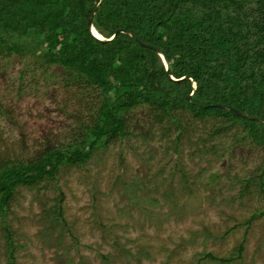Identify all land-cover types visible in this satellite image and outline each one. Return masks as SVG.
<instances>
[{
  "label": "rangeland",
  "instance_id": "374dc122",
  "mask_svg": "<svg viewBox=\"0 0 264 264\" xmlns=\"http://www.w3.org/2000/svg\"><path fill=\"white\" fill-rule=\"evenodd\" d=\"M99 104L98 90L67 83L61 67L0 54V162L79 141ZM250 121L133 109L126 138L15 189L0 218V264H264V148ZM62 196L70 226L52 232L43 206Z\"/></svg>",
  "mask_w": 264,
  "mask_h": 264
},
{
  "label": "trees",
  "instance_id": "16d2710c",
  "mask_svg": "<svg viewBox=\"0 0 264 264\" xmlns=\"http://www.w3.org/2000/svg\"><path fill=\"white\" fill-rule=\"evenodd\" d=\"M100 1L0 0V54L32 55L41 64L61 67L67 83L100 94L96 119L79 141L26 162H0V218L18 187L33 190L61 168L84 166L98 148L126 138L127 113L137 107L184 110L196 119L215 115L228 119L229 127L243 117L218 105L264 119V0H103L96 10ZM95 10L93 24L105 40L120 29L132 35L98 41L88 25ZM155 49L169 61V74ZM186 76L197 84L191 100L194 86L181 80ZM201 111L217 114L201 117ZM171 120L180 126L177 117ZM250 123L260 134L249 135L264 148V122ZM218 178L213 173L210 181ZM64 199L43 206L42 220L51 223L52 232L69 229ZM14 244L9 242L12 249ZM243 251L241 246L239 258ZM206 257L225 262L214 253Z\"/></svg>",
  "mask_w": 264,
  "mask_h": 264
},
{
  "label": "water",
  "instance_id": "95a60500",
  "mask_svg": "<svg viewBox=\"0 0 264 264\" xmlns=\"http://www.w3.org/2000/svg\"><path fill=\"white\" fill-rule=\"evenodd\" d=\"M102 2H103V0L100 1V3L98 4V6L96 7V10L101 6ZM96 10H95V12H93V14H92V16H91V18H90V20H89V22H88V25H89V30H90L91 34H92V35H93L98 41L103 42V43H112V42L117 38V36H118L120 33H126V34H128V35H130V36L132 35V33H130L129 31L120 29V30H118V31L115 33V35L113 36V38H111V39H109V40H105L102 36H101L102 38H101V37H98V35H96V34L94 33V24H93V19H94V15L96 14ZM141 43H142V42H141ZM144 45H146V46H150V45H147V44H144ZM155 50H156V49H155ZM156 51L158 52V54L161 56L162 60L164 61L165 66H166L167 73L169 74V73H170V68H171L169 61L166 59V57L164 56V54H163L162 51H160V50H156ZM185 79H190V80L193 82V84L196 82L195 79H194L193 77H191V76H186V77L182 78L181 80H185ZM173 80H174V79H173ZM176 81H178V80H176ZM194 94H195V89H194L193 93H192V94L190 95V97H189L190 100H191V98L194 96ZM218 106H219L220 108H226V109L232 110L234 113H236L237 115H240V116L243 117V118H247V119H249V120H257V121L264 122V119H261V118H258V117H254V116L247 115V114H245V113H243V112H240V111H238V110H236V109H234V108H231V107H228V106H225V105H218Z\"/></svg>",
  "mask_w": 264,
  "mask_h": 264
},
{
  "label": "clouds",
  "instance_id": "9594fccd",
  "mask_svg": "<svg viewBox=\"0 0 264 264\" xmlns=\"http://www.w3.org/2000/svg\"><path fill=\"white\" fill-rule=\"evenodd\" d=\"M95 28V27H94ZM104 38V37H103ZM174 79V78H173ZM193 83V82H192ZM195 84V85H194ZM193 84V86H194V89H195V91H196V89H197V84H196V82Z\"/></svg>",
  "mask_w": 264,
  "mask_h": 264
},
{
  "label": "bare ground",
  "instance_id": "6f19581e",
  "mask_svg": "<svg viewBox=\"0 0 264 264\" xmlns=\"http://www.w3.org/2000/svg\"><path fill=\"white\" fill-rule=\"evenodd\" d=\"M94 33L96 34V35H98V37H101L98 33H97V31L95 30V28H94ZM102 38V37H101Z\"/></svg>",
  "mask_w": 264,
  "mask_h": 264
}]
</instances>
